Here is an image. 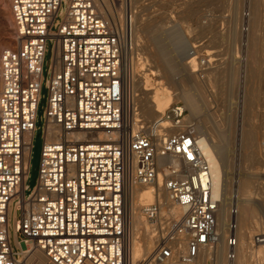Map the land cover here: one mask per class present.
Masks as SVG:
<instances>
[{
    "label": "built area",
    "instance_id": "1",
    "mask_svg": "<svg viewBox=\"0 0 264 264\" xmlns=\"http://www.w3.org/2000/svg\"><path fill=\"white\" fill-rule=\"evenodd\" d=\"M11 7L15 46L1 53L0 264H20L22 245L42 251L51 264H134L127 194L157 180L159 153L180 160L164 187L183 212L174 217L161 201L145 206L157 243L136 264H200L202 250L219 241L221 200L212 196L211 168L188 109L174 103L153 121L136 104L124 55L133 46L130 26L105 18L95 0H11ZM244 17L247 33L250 11ZM44 90L43 147L28 194ZM80 132L90 138H78ZM99 132L110 138H97ZM17 202L19 245L9 229ZM237 215L233 204L229 264L238 246ZM253 241L264 245V233Z\"/></svg>",
    "mask_w": 264,
    "mask_h": 264
},
{
    "label": "rangeland",
    "instance_id": "2",
    "mask_svg": "<svg viewBox=\"0 0 264 264\" xmlns=\"http://www.w3.org/2000/svg\"><path fill=\"white\" fill-rule=\"evenodd\" d=\"M231 1L106 0L104 5L107 6H105L104 13L107 18L112 17L121 25L124 24L126 13H132L135 23L134 32L132 30L134 41L133 46H129L124 53L126 64L130 70H134L133 73L135 72L139 76V80L143 78L142 80L145 81L146 88L152 92L153 98L158 101L157 95L170 96L173 94L175 99L172 104L180 102L186 107V97H183V91L185 88L190 89L194 83L200 85L202 90L199 88L197 89L198 93H196L200 95L198 98L202 101L201 108H203V112L200 110V114L197 112L193 115L192 123L196 127L201 124L204 125V131L210 133L212 139L216 142H221L222 139L225 140L222 141H224L223 143L227 148V158L230 161V166L227 169L229 175L233 176L236 181L239 178V174L246 171L257 175L260 179H264V8L261 10L259 24L256 27L258 30L255 33L260 42L261 49L258 53L260 54L259 60L263 63L261 65L262 74L257 79L252 78V81L247 74V68L250 66L248 36L252 27L254 0L250 1L251 3L245 0ZM6 2H9L11 7L10 0H0V73L3 49L15 46V43L9 46L7 41L10 37L4 32L3 8ZM108 6L111 7L109 10H107ZM245 11H250V31L249 33L247 32L248 35L243 30V25L247 20L244 17ZM177 23L181 24L185 31L184 36L189 41L186 49L188 56L186 57L185 54V56H182L184 59L180 57L182 60L178 58L175 62H171V58L169 59L167 55H163V53H166L164 51L166 49L168 51L169 48L158 42L157 34L162 32L163 29H171ZM9 28L15 31V24L9 25ZM152 29H157L156 37L151 33ZM169 63L170 65L167 66ZM185 63L191 64L193 70H201L199 71L201 77H199L198 81L189 78L188 74H183L182 71H178L180 75L176 72L180 77L177 74L172 73L174 76L171 74V70L175 72V69H181L182 64ZM171 64L175 66L172 67ZM158 70L161 72L157 74L156 71ZM169 70L170 73L168 72ZM210 71L218 72L220 76L216 80L211 81L207 77V72ZM175 75L177 79L181 78L180 81L176 78L174 79ZM250 88L251 90L255 88L256 95L252 96V103L248 105L247 91ZM1 90L2 80L0 77V94ZM46 93L47 91L44 90V102L41 104L40 118L37 123L38 130L33 141L32 169L31 177L28 181V194L34 188L38 178L45 126L42 117ZM188 111L191 114L189 109ZM146 118L149 119L148 117ZM248 129L251 130L253 138L250 146L247 144L246 139L242 137V131ZM224 134L226 138L223 137ZM249 148L253 150V155L258 159L255 160L254 164L252 163V168L250 167L251 164L245 161V154H247ZM248 168L249 170H246ZM256 199V203L263 201V197H256ZM14 227L15 225L12 223L11 228L13 229ZM250 230L252 238L256 233H264V229L250 227ZM252 248L253 250L263 249L264 251V246L254 247L253 245ZM29 249L32 248L22 245L21 252ZM28 259L21 255L20 262L22 264H35L34 261ZM256 263L259 264L253 259L249 264ZM46 264L51 263L47 260ZM209 264L214 263L210 261ZM260 264H264V259L261 260Z\"/></svg>",
    "mask_w": 264,
    "mask_h": 264
},
{
    "label": "bare ground",
    "instance_id": "3",
    "mask_svg": "<svg viewBox=\"0 0 264 264\" xmlns=\"http://www.w3.org/2000/svg\"><path fill=\"white\" fill-rule=\"evenodd\" d=\"M105 1L106 0H95L98 10L104 15L105 18H107V16L104 13V9H106L105 6H107L104 5ZM110 8L111 7L108 6L107 10H109ZM262 8H264V0H254L253 8H252V22H251L252 27H251V32L248 36L249 37L248 47L250 50L248 57H249L250 66L249 68H247V72H248L247 74L251 80L252 78L257 79L262 74L261 65L263 63L259 60L260 54L258 53V51L261 49L260 42L258 38L255 36V33L258 30L256 27L257 24H259V18ZM126 16L124 20V25H126L127 27L130 26V28H132L134 32L135 23L133 20V16L131 15L132 16L131 20L128 19L129 16H127L128 18ZM3 18H4L3 23L5 25L4 32H6L10 37V39H8L7 41L10 46L15 43V31H13V29H10L9 25L11 24L14 25L15 21L12 12V7H10L9 2H6V4L4 5ZM249 20L250 17L248 19V22ZM156 32L157 29L151 30V33L154 34L153 36L155 37H156L155 35ZM184 32L185 31L181 27V24L177 23L171 29L168 30L163 29L162 32L157 34L158 42L163 43L164 46H167V48H169L168 51H166L167 49L166 50L164 49L165 51L163 50L164 52H166L163 53V55H167L169 59L171 58L170 59L171 62H175L178 58L185 56L186 54V49L189 44V41L184 36ZM187 56L188 55L186 54V57ZM182 58L184 59V57ZM182 58L180 59L182 60ZM169 65L170 63L167 64V66ZM171 66L174 67L175 65L173 66L171 64ZM133 71L134 70H131L130 72L133 80L132 83L133 93L135 95L136 104L138 105L141 113L145 115V117H148L149 119L153 118L150 120L154 121L158 119L160 116H162L163 113H165V111L172 104L175 97L173 94L170 96L157 95L158 101L155 100V98H153L152 92L146 88L145 81L142 80L143 78L139 80L138 78L139 76L135 72L133 73ZM178 71L180 72L182 71L183 74L187 73L189 78L193 79L194 81H198L199 77H201V74L199 73V71L201 70H193V66H191V64L189 63L182 64V68L179 70L175 69V72L174 71L172 72L171 70V74L178 73L180 75ZM156 72L158 74L161 71L158 70ZM168 72L170 73V70ZM207 74H208L207 77H209L211 81L216 80L220 76V73L218 72L216 73L214 71L207 72ZM176 77L177 76L175 75L174 79ZM180 79L177 80L180 81ZM179 81H177V83ZM172 82L174 83V81ZM199 88L200 85L194 83L190 89L185 88V90L183 91L184 96L183 95L182 96L184 98L186 97L185 98L186 108H188L191 111V114L189 113L188 116L190 121H192L193 115H195L197 112L199 113L200 110L201 112H203L202 111L203 108H201L202 101L198 98L200 95L197 94L198 93L197 89ZM255 88H253L252 90L250 88V90L247 91L249 98L248 105H251L252 103V96L256 95ZM200 90L202 89L200 88ZM204 127L205 126L202 124L197 127V131L199 135L198 147L201 150L204 159L209 163L211 168L210 180L212 181V196L214 199H220L221 204L218 213L216 215L217 223L215 228L219 241L217 242V244L213 246L209 245L202 250L199 263L209 264V262L211 261L214 264H229L228 261L229 247L227 244V237L230 232L229 212L232 205L236 204L238 208V215L236 217V222H237L236 236L238 238V246L235 249L236 257L235 260L233 261V264H249L251 263V261H253V259L260 264L261 260L264 259V251L263 249L253 250L252 246L254 245V241L252 235H250V231H251L250 227L254 229H264V218H263L264 179L263 178L260 179L257 177V175L252 174L251 172L248 171L240 173L239 178L238 179L236 178L237 181L233 176H230L227 169L230 166V161L227 158L228 151L225 144L223 143L225 140L222 139L224 140L222 141L220 139L221 142H216L215 140L212 139L210 133L204 131ZM250 131L251 130L249 129L246 131L245 130L242 131V137L243 139L244 138L246 139V142L247 144H249V146L253 141L252 134ZM50 136H51L49 137L50 140L55 139V136L53 135L52 131H50ZM77 137L81 139L90 138L85 132L78 133ZM223 137L226 138V135L224 134ZM97 138L109 139L110 137L102 132H99ZM245 155H246L245 161L248 162V164H251L250 167L252 168V163L254 164L255 160L258 159L253 155V150H251L250 148L248 149V152ZM29 159H30V151L27 154V160ZM158 165H159V175L154 183L149 185L135 184L131 187V189H129L127 194L126 207H127V216L132 228L131 254L134 264H136L137 261H140L142 258H146V256L148 257L149 255H151L157 243V238L155 234L156 228L155 225L146 216L144 210L145 206H148L154 203L155 201H161L166 207L169 208L170 213L174 217L181 215L183 212L182 208L179 205H176L171 201L170 194L164 187L165 176L171 173L172 170H176L180 167V160L170 155H162L161 153H159ZM169 165L171 166V169L167 168ZM249 168L246 170H249ZM256 197H263V201L260 203H256L255 202L257 200ZM19 204L20 203L18 202L17 204H12L9 214V229L11 231L13 241L16 245H19L17 243L18 240L16 234V229H17L16 217H17V208ZM12 223H14L15 225L13 229L11 228ZM255 246H264V245L260 244V245H254V247ZM22 255H24V258H29L28 260L34 261L35 264H46L48 260L46 255L42 251L37 249H29L27 251H23ZM20 263L22 264V262Z\"/></svg>",
    "mask_w": 264,
    "mask_h": 264
}]
</instances>
